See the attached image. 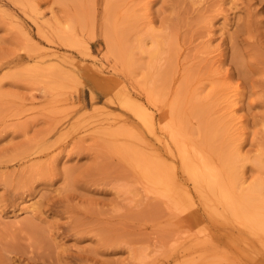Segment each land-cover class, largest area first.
Here are the masks:
<instances>
[{
	"label": "rangeland",
	"instance_id": "rangeland-1",
	"mask_svg": "<svg viewBox=\"0 0 264 264\" xmlns=\"http://www.w3.org/2000/svg\"><path fill=\"white\" fill-rule=\"evenodd\" d=\"M150 28L152 59L135 49ZM36 44L57 47L58 66ZM113 80L156 115L180 107L201 148L200 114L226 124L216 144H238L245 186L264 185V0H0V264H264V230L180 169L187 216L134 185L125 146H162Z\"/></svg>",
	"mask_w": 264,
	"mask_h": 264
},
{
	"label": "bare ground",
	"instance_id": "bare-ground-1",
	"mask_svg": "<svg viewBox=\"0 0 264 264\" xmlns=\"http://www.w3.org/2000/svg\"><path fill=\"white\" fill-rule=\"evenodd\" d=\"M121 33L122 36L119 34L118 30V36L116 37L119 38L121 36L120 38H122L123 31H121ZM160 40L158 31L150 28L148 33L137 38L136 45L134 44L136 47L135 49L139 50L140 53H148L149 58L152 59L159 50ZM148 42L151 43L149 46ZM37 46V49H39V56H50V58L46 60L50 67L58 66L56 62L60 59V56L56 49L57 47L54 48L52 45L48 44L46 48L43 49L41 48V44ZM117 50L118 49H114V53L120 55V58L125 64L127 61L130 63V57H133L130 51L126 50L125 56L128 54L126 58L123 56L125 50L122 52ZM91 71H93L95 73L93 75L98 76V78L101 73H103L102 68L96 65H94V70L92 67ZM112 83L115 85L114 92H116L121 106L126 110L129 109L143 123L145 129L162 146L156 147L148 142L145 143L146 147L148 146V151L146 152L142 151L143 149L130 146H125L124 152H121L132 168L134 185L140 184L142 186L140 187L145 197L158 200L159 203L174 216L181 217L182 215L189 214L195 201L193 196L190 195L189 189L185 186V180L183 179L184 181H182L180 178L178 172V169H180L197 187L199 193L200 190L209 192L223 207L224 212H230L234 217H241L243 219V225L247 229L251 231L264 230V185L254 183L245 186V179H243V172L241 170L243 164L240 163L245 156L241 154L238 144H234V142L225 143V141L224 144L221 145L222 147L216 144L220 142L221 137L227 132L228 129L225 127L226 124L224 128L222 127L223 125L219 128L220 124H218L219 127H213L215 123L206 117L204 118L200 112L197 111L198 114H200L199 116H201L200 120H204L202 121L204 129L202 133L204 138L203 143L206 145L204 144V147L201 148L192 141L191 134L186 129L184 119L178 117V115H180V113H178L180 107L176 110L174 109V111H177L175 112L177 115L174 114V111H171L173 113L170 115L172 117L170 119L166 118L162 110L161 113L158 110L159 114L156 115L157 113H155L150 102L148 105L142 104V102L139 103L132 97L129 91L123 88V85L121 86L115 80H113ZM189 100L191 103V98ZM233 102L231 101L230 103ZM233 105L234 104H231L230 107ZM201 106L196 104L198 110H200L199 108ZM196 108L194 110H196ZM194 114L197 115L196 112ZM230 118H232V116H230ZM221 119L223 120V118ZM116 120H118V118ZM217 138L219 141H217ZM160 148H162L163 152ZM208 151L214 152L213 154L218 156L219 163L215 162ZM256 163L260 167H264V158H258ZM129 187L127 186V189L124 190H130L129 192H131L132 188ZM132 257L133 259L142 260L145 258V255L137 249H134L132 250Z\"/></svg>",
	"mask_w": 264,
	"mask_h": 264
}]
</instances>
